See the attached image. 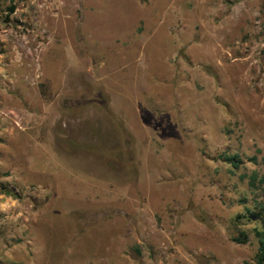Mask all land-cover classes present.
<instances>
[{"label":"rangeland","instance_id":"1","mask_svg":"<svg viewBox=\"0 0 264 264\" xmlns=\"http://www.w3.org/2000/svg\"><path fill=\"white\" fill-rule=\"evenodd\" d=\"M263 224L264 0H0V264H257Z\"/></svg>","mask_w":264,"mask_h":264},{"label":"trees","instance_id":"2","mask_svg":"<svg viewBox=\"0 0 264 264\" xmlns=\"http://www.w3.org/2000/svg\"><path fill=\"white\" fill-rule=\"evenodd\" d=\"M9 11L12 12L14 7L13 6H9ZM233 166H236V164L234 162H232ZM254 181V176H252L250 178V183L251 185L253 184ZM263 228L261 230L255 229V236L257 237L258 240V250L256 253V263L257 264H264V224L262 225ZM240 242L243 241L238 239Z\"/></svg>","mask_w":264,"mask_h":264}]
</instances>
